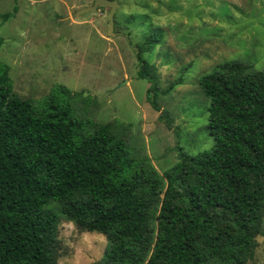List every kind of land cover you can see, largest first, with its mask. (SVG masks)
I'll return each mask as SVG.
<instances>
[{
    "label": "trees",
    "instance_id": "1",
    "mask_svg": "<svg viewBox=\"0 0 264 264\" xmlns=\"http://www.w3.org/2000/svg\"><path fill=\"white\" fill-rule=\"evenodd\" d=\"M10 15L4 16L5 18ZM138 47L157 101L158 73ZM199 85L210 100V151L164 174L114 124L85 121L64 85L39 103L14 91L0 60V264H58L59 225L102 234L100 264H248L264 236V72L225 61Z\"/></svg>",
    "mask_w": 264,
    "mask_h": 264
},
{
    "label": "rangeland",
    "instance_id": "2",
    "mask_svg": "<svg viewBox=\"0 0 264 264\" xmlns=\"http://www.w3.org/2000/svg\"><path fill=\"white\" fill-rule=\"evenodd\" d=\"M94 1L0 0V60L17 95L39 103L60 85L82 93L90 101H75L76 115L116 125L160 174L182 154L210 151L199 79L225 61L264 72V0H118L111 35L110 8L84 11ZM156 34L161 43L144 58L157 68L161 112L138 76V47ZM59 239L58 264H100L108 244L66 221ZM256 241L248 264H264V236Z\"/></svg>",
    "mask_w": 264,
    "mask_h": 264
},
{
    "label": "water",
    "instance_id": "3",
    "mask_svg": "<svg viewBox=\"0 0 264 264\" xmlns=\"http://www.w3.org/2000/svg\"><path fill=\"white\" fill-rule=\"evenodd\" d=\"M118 6V0H95L94 4L86 9H84L85 12H94L97 11L99 8H110V20H111V25H110V31L109 34H113V26H114V16L117 10Z\"/></svg>",
    "mask_w": 264,
    "mask_h": 264
}]
</instances>
